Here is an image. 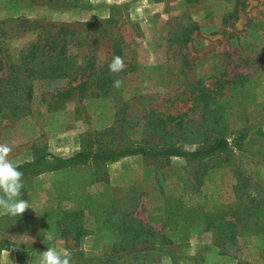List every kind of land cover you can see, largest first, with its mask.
Returning <instances> with one entry per match:
<instances>
[{
    "label": "rangeland",
    "instance_id": "1",
    "mask_svg": "<svg viewBox=\"0 0 264 264\" xmlns=\"http://www.w3.org/2000/svg\"><path fill=\"white\" fill-rule=\"evenodd\" d=\"M33 22L73 25V65L28 92L15 66L55 30ZM105 71L102 111L90 102ZM221 137L230 150L210 158H56ZM0 143L33 208L0 212V264H40L48 246L72 264H264V0H0Z\"/></svg>",
    "mask_w": 264,
    "mask_h": 264
},
{
    "label": "trees",
    "instance_id": "2",
    "mask_svg": "<svg viewBox=\"0 0 264 264\" xmlns=\"http://www.w3.org/2000/svg\"><path fill=\"white\" fill-rule=\"evenodd\" d=\"M22 21V20H19ZM24 20L22 21V24ZM35 30L47 31L46 28L55 29L54 31L48 30L47 36L43 37L38 35L37 39L32 42L26 52L22 53L20 59V64L15 66V73L16 76L13 81H16V87H25L28 92H31L32 85L30 82L46 79V78H53V77H65L69 75L67 69L70 67L71 64L69 62V57H67L66 53V45H68L66 33L64 32L68 27H72L73 25H62L59 26L54 23L44 24V22H33ZM98 23L91 24L89 27H97ZM194 27L198 29L199 25L193 23ZM57 30V31H56ZM187 40L186 38L183 39V42ZM121 54V50H119ZM93 68L95 69V63ZM96 70V69H95ZM94 70V71H95ZM91 70L90 73H92ZM110 72L105 71L104 77L100 83H96V86L99 88L96 99H92L90 104H96L97 109L100 108L102 111L105 110L107 100L110 98L109 94L111 91V82L113 78L109 74ZM21 76L23 79L21 80ZM85 75L83 73L78 75L80 77V81L78 84L79 89H83L91 79H93L92 74H89L86 79L84 78ZM32 80V81H31ZM9 81V80H6ZM9 83V82H8ZM106 113H103L101 123L105 124L106 121ZM231 148V141L228 138L221 137L217 139L213 144L209 145L207 148L194 150V151H185L179 149L177 147H169L163 149L161 151H148L145 148H136V149H127L125 151H121L110 156H102L99 154H84V153H77L68 159L58 158V160H67L72 161L77 158H88V157H96L98 159H109L113 160L117 157L126 156V155H133V154H146L153 157H160V156H175V157H183V158H210L214 156H219L222 153L229 151ZM46 157V156H45ZM45 157H42L38 160L40 162ZM25 166L19 167L22 170ZM262 225L261 228H263Z\"/></svg>",
    "mask_w": 264,
    "mask_h": 264
},
{
    "label": "clouds",
    "instance_id": "3",
    "mask_svg": "<svg viewBox=\"0 0 264 264\" xmlns=\"http://www.w3.org/2000/svg\"><path fill=\"white\" fill-rule=\"evenodd\" d=\"M109 66L113 71L126 67L124 58L119 53L114 56ZM115 83L119 85L122 81L117 78ZM10 152L11 148L7 144L0 143V212L12 217H19L31 205L29 200L22 198L23 172L13 160L9 159ZM55 238L53 232L45 231L44 240L51 242ZM40 257V264H72L71 255L54 246H48L45 251L40 253Z\"/></svg>",
    "mask_w": 264,
    "mask_h": 264
}]
</instances>
